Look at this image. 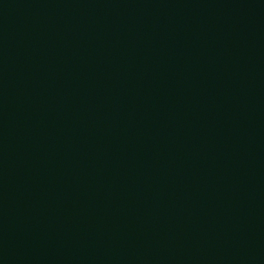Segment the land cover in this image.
Returning a JSON list of instances; mask_svg holds the SVG:
<instances>
[{"label":"water","instance_id":"obj_1","mask_svg":"<svg viewBox=\"0 0 264 264\" xmlns=\"http://www.w3.org/2000/svg\"><path fill=\"white\" fill-rule=\"evenodd\" d=\"M0 264H264V0H0Z\"/></svg>","mask_w":264,"mask_h":264}]
</instances>
